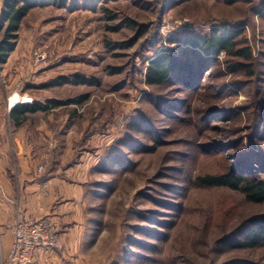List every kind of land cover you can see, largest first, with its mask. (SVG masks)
<instances>
[{
    "label": "rangeland",
    "instance_id": "374dc122",
    "mask_svg": "<svg viewBox=\"0 0 264 264\" xmlns=\"http://www.w3.org/2000/svg\"><path fill=\"white\" fill-rule=\"evenodd\" d=\"M213 28L240 29L238 48L252 59L187 58L186 36ZM162 52L188 67L150 86L147 67ZM17 87L44 105L72 100L23 123L41 130L43 161L89 164L82 245L49 252L80 264H264V244L243 245L264 223V202L197 181L225 172L264 179V0H42L0 64L4 120ZM4 236L0 224V264Z\"/></svg>",
    "mask_w": 264,
    "mask_h": 264
},
{
    "label": "crops",
    "instance_id": "0c3cea01",
    "mask_svg": "<svg viewBox=\"0 0 264 264\" xmlns=\"http://www.w3.org/2000/svg\"><path fill=\"white\" fill-rule=\"evenodd\" d=\"M3 116L0 114V224L5 228V246L9 251L12 237L8 225L17 212H22L25 216L53 218L63 229V247L79 249L84 225L83 186L89 164L81 160L83 157L74 164L58 158L50 166V159L43 161V156L49 157L50 153H41V130L32 133L23 127L29 118L16 125L11 113L7 120ZM12 121L18 126L14 130ZM34 133L37 141H33ZM40 166H44L43 171ZM71 259L65 262L63 257L49 252L37 256L32 264H80L77 258Z\"/></svg>",
    "mask_w": 264,
    "mask_h": 264
},
{
    "label": "trees",
    "instance_id": "16d2710c",
    "mask_svg": "<svg viewBox=\"0 0 264 264\" xmlns=\"http://www.w3.org/2000/svg\"><path fill=\"white\" fill-rule=\"evenodd\" d=\"M224 1L234 3L238 0ZM40 2L42 0H4L0 15V64L7 63L12 52L16 50L22 22L31 9ZM241 34L242 31L235 28H225L224 30L213 28L208 34H189L184 41L193 51L187 50L186 57L193 56L210 60L222 52H226L231 56L251 60L252 53L248 46L238 48V38ZM187 64L185 60L183 61L174 53L162 52L153 58L147 67V84L161 86L170 81L178 71L184 70ZM78 82L85 83L86 79L80 78ZM62 83L64 81H61ZM53 84L54 82L49 83V85ZM70 103L72 100L65 102L51 100L49 104L45 105L38 102L17 104L11 109V116L16 121V125H20L28 119L29 114ZM197 181L206 187H227L240 191L254 203L264 202V179L258 176L249 177L244 174L225 172L200 175L197 177ZM262 244H264V223L250 227L244 234L243 240V245L247 247L253 248Z\"/></svg>",
    "mask_w": 264,
    "mask_h": 264
},
{
    "label": "built area",
    "instance_id": "2783aa9c",
    "mask_svg": "<svg viewBox=\"0 0 264 264\" xmlns=\"http://www.w3.org/2000/svg\"><path fill=\"white\" fill-rule=\"evenodd\" d=\"M36 57L37 62L42 63L46 61L47 53L39 52ZM17 95L22 98L13 102L12 98ZM23 103H32V100L22 96L20 88L17 87L8 98V107L12 109L17 104ZM39 170L43 171L44 166H40ZM8 228L12 240L2 264H32L37 256L62 246V228L49 216L33 217L17 212Z\"/></svg>",
    "mask_w": 264,
    "mask_h": 264
},
{
    "label": "bare ground",
    "instance_id": "6f19581e",
    "mask_svg": "<svg viewBox=\"0 0 264 264\" xmlns=\"http://www.w3.org/2000/svg\"><path fill=\"white\" fill-rule=\"evenodd\" d=\"M22 97L20 96L19 97V95H17V96H15L14 98H12V101L13 102H16L17 100H19V99H21ZM26 98V97H25Z\"/></svg>",
    "mask_w": 264,
    "mask_h": 264
}]
</instances>
